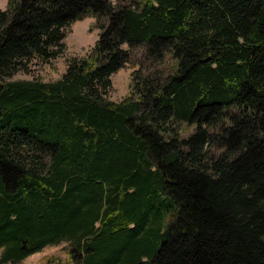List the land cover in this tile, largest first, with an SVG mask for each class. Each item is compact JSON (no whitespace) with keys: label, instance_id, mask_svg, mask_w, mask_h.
Wrapping results in <instances>:
<instances>
[{"label":"trees","instance_id":"trees-1","mask_svg":"<svg viewBox=\"0 0 264 264\" xmlns=\"http://www.w3.org/2000/svg\"><path fill=\"white\" fill-rule=\"evenodd\" d=\"M85 17L58 79L9 80ZM62 243L56 264H264V0H7L0 264Z\"/></svg>","mask_w":264,"mask_h":264},{"label":"rangeland","instance_id":"rangeland-1","mask_svg":"<svg viewBox=\"0 0 264 264\" xmlns=\"http://www.w3.org/2000/svg\"><path fill=\"white\" fill-rule=\"evenodd\" d=\"M6 5L7 0H0V8L4 9ZM94 24L93 17H85L73 22L66 30L63 39V51L59 56L47 62L32 65L27 72L19 71L9 80L53 81L58 79L64 72L70 58L84 56L91 50L99 31ZM132 70L133 67L127 65L111 75V89L107 95L110 100L119 101L129 95ZM66 258L65 244L62 243L46 246L18 264H56L63 262Z\"/></svg>","mask_w":264,"mask_h":264},{"label":"crops","instance_id":"crops-1","mask_svg":"<svg viewBox=\"0 0 264 264\" xmlns=\"http://www.w3.org/2000/svg\"><path fill=\"white\" fill-rule=\"evenodd\" d=\"M2 9V8H1Z\"/></svg>","mask_w":264,"mask_h":264}]
</instances>
